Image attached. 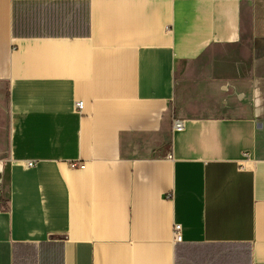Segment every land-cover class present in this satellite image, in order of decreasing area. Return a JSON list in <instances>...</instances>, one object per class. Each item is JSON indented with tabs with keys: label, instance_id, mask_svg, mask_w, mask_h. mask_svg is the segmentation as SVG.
<instances>
[{
	"label": "crops",
	"instance_id": "crops-1",
	"mask_svg": "<svg viewBox=\"0 0 264 264\" xmlns=\"http://www.w3.org/2000/svg\"><path fill=\"white\" fill-rule=\"evenodd\" d=\"M0 264H264V0H0Z\"/></svg>",
	"mask_w": 264,
	"mask_h": 264
},
{
	"label": "built area",
	"instance_id": "built-area-1",
	"mask_svg": "<svg viewBox=\"0 0 264 264\" xmlns=\"http://www.w3.org/2000/svg\"><path fill=\"white\" fill-rule=\"evenodd\" d=\"M75 107H76L77 110H80L81 107H82L81 102H77L75 104ZM183 127H184L183 120H181V119H175V120H173V122H172V128H173V130H175V131H181V130H183ZM32 165H33V162L32 161H27L25 163V166L26 167H30ZM70 166L73 167V168H80V169L83 168V164H80L78 162H72L70 164ZM173 239L176 242L181 241L180 226L178 224H175L173 226Z\"/></svg>",
	"mask_w": 264,
	"mask_h": 264
},
{
	"label": "rangeland",
	"instance_id": "rangeland-1",
	"mask_svg": "<svg viewBox=\"0 0 264 264\" xmlns=\"http://www.w3.org/2000/svg\"><path fill=\"white\" fill-rule=\"evenodd\" d=\"M245 63H247L246 59H245Z\"/></svg>",
	"mask_w": 264,
	"mask_h": 264
}]
</instances>
